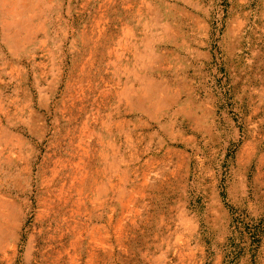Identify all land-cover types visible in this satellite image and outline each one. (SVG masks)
<instances>
[{
    "label": "rangeland",
    "instance_id": "rangeland-1",
    "mask_svg": "<svg viewBox=\"0 0 264 264\" xmlns=\"http://www.w3.org/2000/svg\"><path fill=\"white\" fill-rule=\"evenodd\" d=\"M230 261L264 264V0H0V264Z\"/></svg>",
    "mask_w": 264,
    "mask_h": 264
},
{
    "label": "trees",
    "instance_id": "trees-1",
    "mask_svg": "<svg viewBox=\"0 0 264 264\" xmlns=\"http://www.w3.org/2000/svg\"><path fill=\"white\" fill-rule=\"evenodd\" d=\"M233 214L234 213H232L230 224L232 228V233L238 236V244L234 247H237L238 251L237 253H234V251L232 253H229V256L231 255L234 259H236L237 256L243 251L249 252L257 249L261 239V234L263 232V225L261 222L254 224L246 222L244 217H240L238 215L234 216ZM227 264H231V261L227 262Z\"/></svg>",
    "mask_w": 264,
    "mask_h": 264
}]
</instances>
